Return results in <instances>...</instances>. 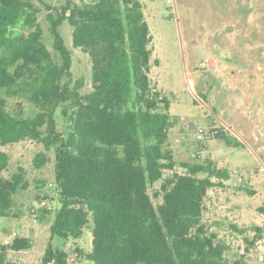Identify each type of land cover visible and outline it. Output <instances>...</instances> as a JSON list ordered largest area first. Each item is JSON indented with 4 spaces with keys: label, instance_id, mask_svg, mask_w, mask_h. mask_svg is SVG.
<instances>
[{
    "label": "trees",
    "instance_id": "trees-1",
    "mask_svg": "<svg viewBox=\"0 0 264 264\" xmlns=\"http://www.w3.org/2000/svg\"><path fill=\"white\" fill-rule=\"evenodd\" d=\"M37 15L33 0H0V144L33 140L54 149L62 207L52 237L76 241L92 225V251L76 250L82 264H244L226 258L229 246L203 222L209 191L223 185L213 179H228V172L209 161L183 164L184 174L164 177L177 165L169 148L175 122L170 98L152 86L153 36L143 3L65 0L47 16L58 59ZM64 22L73 28V47L91 56L86 94L79 91L83 83L77 89L69 82L72 50L60 32ZM20 25L29 29L26 35L13 32ZM60 108L72 125L67 138L57 130ZM9 160L0 153V217L10 216L15 196L28 189L23 168L2 176ZM47 161L39 153L34 165ZM161 181L156 206L149 189ZM253 232L255 242L263 238L262 228ZM32 246L25 237L0 244V264L10 250ZM68 258L49 244L42 264H69Z\"/></svg>",
    "mask_w": 264,
    "mask_h": 264
},
{
    "label": "rangeland",
    "instance_id": "rangeland-1",
    "mask_svg": "<svg viewBox=\"0 0 264 264\" xmlns=\"http://www.w3.org/2000/svg\"><path fill=\"white\" fill-rule=\"evenodd\" d=\"M140 1L153 36L152 86L170 98L175 122L169 132V148L177 165L164 177L173 172L184 174L183 164L209 161L226 170L228 179H213L223 185L209 191L203 222L227 243L225 255L230 262L242 259L244 264H264V234L255 242L253 232L255 227L264 230V0ZM33 3L44 41L58 59L47 16L65 0ZM13 32L26 35L29 29L20 25ZM60 32L72 50L70 85L78 89L83 83L80 93H89L91 56L73 47V28L68 22L61 25ZM10 106H17V101L11 100ZM23 108L31 115L33 109L28 104L23 103ZM55 118L57 130L67 138L72 125L62 108ZM200 130H204L202 137ZM2 152L10 158L2 176L11 178L23 168L28 189L15 196L10 216L0 217V244H11L17 237L33 242L28 250H10L3 264H42L49 244L66 251L69 264H82L76 250L85 254L92 251V225L76 241L51 235L62 207L55 181L54 149L24 140L0 144ZM39 153L48 158L41 168L34 165ZM161 184L149 189L156 206L162 203L158 193Z\"/></svg>",
    "mask_w": 264,
    "mask_h": 264
},
{
    "label": "built area",
    "instance_id": "built-area-1",
    "mask_svg": "<svg viewBox=\"0 0 264 264\" xmlns=\"http://www.w3.org/2000/svg\"><path fill=\"white\" fill-rule=\"evenodd\" d=\"M203 133H204V130H200V137H202ZM45 205H46V203H43V206H45Z\"/></svg>",
    "mask_w": 264,
    "mask_h": 264
}]
</instances>
